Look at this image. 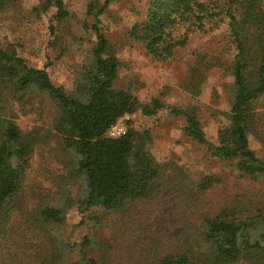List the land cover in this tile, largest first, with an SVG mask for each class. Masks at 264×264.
<instances>
[{
  "label": "trees",
  "instance_id": "1",
  "mask_svg": "<svg viewBox=\"0 0 264 264\" xmlns=\"http://www.w3.org/2000/svg\"><path fill=\"white\" fill-rule=\"evenodd\" d=\"M120 1L90 0L86 19L77 22L64 0H40L33 8L38 19L54 10L48 16L49 45L56 44L59 30L67 23L79 25L85 32L78 42L92 44L70 92L53 82L47 67L31 66L15 43L0 45V226L8 220L6 204L25 188L38 146H49L54 140L62 151L69 150L74 156L69 177L58 178L57 205L21 210L19 218L39 240L35 242L37 252L27 253V264H67L56 259V253L74 247H80L76 264H100L87 253L91 246L88 238L78 245L64 241L56 246L60 237L53 234L52 226H64L73 210L82 215L93 209L119 213L136 201L157 195L163 167L146 149L152 142L151 133L130 128L117 139L107 135L111 126L127 115L141 112L154 116L168 109L183 120L184 134L211 157L228 161L243 177H264V158L249 141L251 135L264 134V106L257 110L264 100V0H150L142 19L128 32L130 41L142 44L154 60L165 62L188 45L191 35L208 34L216 28L214 22L229 20L231 32L222 55L231 57L227 70L235 90L229 123L219 130L217 144L205 133L196 106H169L159 98L143 103L131 90L117 87L121 62L103 30L102 16L112 3ZM14 2L0 0V10H9ZM200 60L192 67L195 75L224 65L219 57ZM193 81L195 77L189 85L196 91ZM43 103L53 119L49 128L22 130L15 121L17 111L41 113ZM67 182H77L76 190ZM222 183L215 175L204 176L197 193L205 195ZM203 224L204 232L194 249L168 254L158 264H264V214L235 217L220 209ZM48 234L49 242L42 241Z\"/></svg>",
  "mask_w": 264,
  "mask_h": 264
},
{
  "label": "rangeland",
  "instance_id": "2",
  "mask_svg": "<svg viewBox=\"0 0 264 264\" xmlns=\"http://www.w3.org/2000/svg\"><path fill=\"white\" fill-rule=\"evenodd\" d=\"M39 1L15 0L9 10H0V45L15 43L31 66L47 67L53 82L70 92L76 72L85 63L92 44L78 42L86 36L85 32L79 25L67 23L59 30L56 44L49 45L48 16L54 10L41 19L36 18L33 8ZM64 1L75 14V21L86 19L90 0ZM149 1L115 2L102 16L103 30L121 62L117 87L131 90L143 103L159 98L169 106H196L205 133L217 144L219 130L229 123L235 90L233 76L227 70L231 57L222 55L231 32L229 20L214 22L216 28L208 34L191 35L188 45L179 48L173 58L159 62L147 54L142 44L130 41L128 36L132 26L145 14ZM204 56L219 57L224 65L195 75L192 67ZM192 77L198 86L196 91L189 85ZM263 106L264 100L257 105V110H263ZM39 108L41 113L25 115L17 111L15 121L22 130L49 128L52 116L44 103ZM126 123L128 130L151 133L152 142L146 149L163 167L157 195L136 201L119 213L93 209L82 215L71 211L64 226H52L53 234L60 237L56 246L64 241L78 245L88 238L91 246L87 253L100 264H158L168 254L194 249L204 232L203 221L220 209L235 217L264 214V177H243L228 161L211 157L184 134L183 120L172 116L168 109L154 116L137 112L128 115ZM249 141L250 147L264 158V134L251 135ZM73 158L71 151L65 153L54 140L49 146L36 148L24 190L5 207L8 220L0 226V264H27V253L37 252L38 237L31 234L28 223L19 215L23 207L27 211L57 205L54 201L61 182L58 178L69 177ZM207 175H215L223 183L212 192L199 195L197 184ZM66 184L76 190L77 182ZM10 210H13L12 216ZM48 238L50 234L42 241L49 242ZM79 249L74 247L70 252L58 249L56 259L76 264Z\"/></svg>",
  "mask_w": 264,
  "mask_h": 264
},
{
  "label": "built area",
  "instance_id": "3",
  "mask_svg": "<svg viewBox=\"0 0 264 264\" xmlns=\"http://www.w3.org/2000/svg\"><path fill=\"white\" fill-rule=\"evenodd\" d=\"M127 119L128 115L119 119L114 125H112L108 130V137L117 139L126 135L128 132V125L126 123Z\"/></svg>",
  "mask_w": 264,
  "mask_h": 264
}]
</instances>
